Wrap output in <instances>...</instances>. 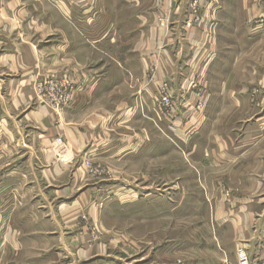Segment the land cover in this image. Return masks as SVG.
I'll list each match as a JSON object with an SVG mask.
<instances>
[{"label":"crops","instance_id":"1","mask_svg":"<svg viewBox=\"0 0 264 264\" xmlns=\"http://www.w3.org/2000/svg\"><path fill=\"white\" fill-rule=\"evenodd\" d=\"M188 2L0 0V264H164L163 253L177 257V248H162L161 235H103L100 246L88 247L89 228L111 224L112 203L103 212L92 207L110 190L106 181L129 178L133 163H157L163 137L169 153L179 154L169 156L173 163L183 158L202 181L203 188L185 187L187 195L221 196L224 185L233 197L202 205L203 227L217 239L229 230L231 245L264 264V0H216L211 44L194 62L206 68L200 99L197 89L182 87L202 39ZM44 77L67 78L75 89L71 106L56 115L37 97ZM163 82L176 100L168 117L156 108ZM56 138L69 148L58 158ZM85 162L107 174H88ZM148 193L121 187L111 195H137V204L117 206L123 213L136 207L141 224L163 211H199L146 203ZM79 211L90 220L78 219ZM118 245L127 260L115 257Z\"/></svg>","mask_w":264,"mask_h":264},{"label":"rangeland","instance_id":"2","mask_svg":"<svg viewBox=\"0 0 264 264\" xmlns=\"http://www.w3.org/2000/svg\"><path fill=\"white\" fill-rule=\"evenodd\" d=\"M190 1L191 0H189L187 4V10ZM161 20L165 23L167 22V20L165 19L158 18L159 22ZM205 69V67L191 69V73L188 75L189 70L187 68L188 76L186 75L187 77L184 79L182 84L183 89L186 86V89H192L193 87H190L189 82H194L196 85L193 89H197L196 94L198 96V99H200L199 97H201L202 94L206 91V89L200 88L201 86L206 87L203 76L204 73H202ZM153 72L154 68L150 69V79L154 77ZM48 79L67 81L69 80L67 78L59 77H44L36 84V92L38 99L44 105L48 106L51 111L54 112V114L56 115L58 112L70 107L74 99L67 107L57 108L55 106H52L44 98V91L39 89V83H42L43 81ZM173 100L176 106V100L174 98V95ZM205 103L206 100L204 101V104ZM198 104H200V106H198ZM197 106L202 107L203 103H197ZM0 137L3 136H1L0 134ZM57 139L63 141V139L61 138H56L52 142V145ZM164 139L165 137H163V140H161L165 141L164 146L156 149L157 155L162 156V159L161 157H158V159L156 160L157 163L147 162L143 167L140 168H137V163L131 164L129 178H121L119 176V178L109 179L107 178L109 174L106 178H104L109 179L106 182L109 183L108 189L110 190L105 193L104 190V194L97 198V200L93 201L92 207H94L96 211L98 210L103 212V210L108 207L107 204L105 205L106 201H108V203H112L110 206V215L108 216V218L111 219V224L108 225L106 223V227H102L100 225L97 226V224H95V226L91 229L87 226V228H89L90 230L89 234L92 238V242L88 245V247L100 246L95 244L98 243V240L101 239L103 235H107L109 236V238L120 235L136 237L161 235V244L163 249L168 248V246H171L172 250L176 251L175 248H177L178 250L176 251L178 256L171 259V261L173 260V264H237V244L234 243L233 245H231L233 241L230 236L231 234L229 233V230L228 233H226V231L225 234L221 235L218 239L216 237L214 238L213 229H210L208 231V228L203 227V220H201L203 219V213L202 211H200L201 206L204 204L209 205L210 209H212L213 205H215V201H220L223 204H231V200L233 197L226 195L227 190L224 189V185H220L219 187L223 196L212 195L207 197L202 195H187L186 191L188 190L185 187L203 188L202 181L197 177H195L194 179L195 171L193 167L189 166L183 160V158L181 161L185 164L179 165L182 169L178 173H172V170L174 168H179V162L177 164L173 163L176 162L174 161L175 159H170L169 156L176 157V155L179 156V154H176L177 152L169 153L170 149H168L167 140ZM65 145L68 147L66 143ZM55 153L56 157L58 158L59 156L57 152ZM171 163L173 164V166H171ZM82 166H84V169L88 172V174L96 175L95 177H100L101 173L104 175L107 174L102 166L92 165L90 162H85L82 164ZM186 167H188L189 171L186 169ZM121 187H129L130 190L138 188L140 190L146 189V193H148V189L162 191L163 195L155 196L148 193L147 195L143 196V199H145L146 203H153L155 201L158 203H162L164 206H175L179 204H183L185 206L190 205L193 208L198 209L199 211L198 213L189 212L187 214L185 212L180 211H173L172 213H170L169 211H163L162 213H160L161 218H159L157 221H152L149 224H141L137 222V217H139L143 213L138 212L136 207L124 213L119 210L117 203H122L126 201L125 203L137 204L139 198L135 194L125 196L111 195L117 190L121 191ZM86 213L87 212L79 211L76 215H79L78 219L85 223L90 220ZM127 221H129V224L127 223ZM124 226L126 227L123 228ZM80 233L83 232L80 231ZM129 246L132 248L129 254L131 256L136 254L138 251L137 244ZM118 247L119 245L114 249V252H119V254H116L115 257H119L120 262L127 260V254L126 257H123L121 254V250H118ZM220 248L222 249L221 251L219 250ZM231 248H233V252ZM262 248L264 249V244ZM189 253H192V255H189ZM133 258L129 260L131 261ZM161 258L164 264L166 261L169 263L171 262L167 257L164 256V253Z\"/></svg>","mask_w":264,"mask_h":264},{"label":"built area","instance_id":"3","mask_svg":"<svg viewBox=\"0 0 264 264\" xmlns=\"http://www.w3.org/2000/svg\"><path fill=\"white\" fill-rule=\"evenodd\" d=\"M76 4L86 6L88 4H94L96 0H72ZM206 6V11H205ZM202 10V13H201ZM217 12L216 0H191L188 5V16L190 21L196 23L198 27L201 26L202 39L201 43L198 44L199 49L193 54L191 58V67H195V60L197 58L198 51L200 49H206L207 45L211 44L212 35L214 32V15ZM205 14H207V23L205 20ZM212 20L209 21V17ZM211 22V23H210ZM195 69V68H194ZM190 87L195 88V83L189 82ZM187 88V86L185 87ZM200 88H203L201 86ZM39 89L44 91V98L52 105L57 108L67 107L75 97V89L70 81L67 80H53L48 79L39 83ZM204 94V93H203ZM202 94V95H203ZM159 99L156 102V108L161 113L162 116L168 117L175 109V103L173 100V93L171 87L167 83H162L159 88ZM200 106V105H199ZM54 147L57 149L58 156L65 154L69 148L63 143L62 140L57 139L53 143ZM264 251V249H263ZM237 264H255L251 261L246 254L245 250L242 248L237 249Z\"/></svg>","mask_w":264,"mask_h":264}]
</instances>
